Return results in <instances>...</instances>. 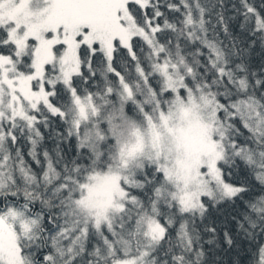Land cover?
<instances>
[{
    "label": "snow or ice",
    "instance_id": "snow-or-ice-1",
    "mask_svg": "<svg viewBox=\"0 0 264 264\" xmlns=\"http://www.w3.org/2000/svg\"><path fill=\"white\" fill-rule=\"evenodd\" d=\"M0 264H264V0H0Z\"/></svg>",
    "mask_w": 264,
    "mask_h": 264
}]
</instances>
